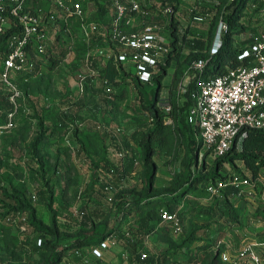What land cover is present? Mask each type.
<instances>
[{
	"label": "trees",
	"instance_id": "trees-1",
	"mask_svg": "<svg viewBox=\"0 0 264 264\" xmlns=\"http://www.w3.org/2000/svg\"><path fill=\"white\" fill-rule=\"evenodd\" d=\"M222 1L225 4L224 7L220 6ZM233 1L229 4L228 0H199L189 13L188 27L182 26L178 19V15L182 10L181 0H154L151 4L148 1L146 4L141 2L142 13L138 16H140L139 20L143 22L152 16H160V14H163V9L167 6L173 8V12L169 16L170 20L168 24L171 33L170 51L163 61L159 63L157 73L153 74L148 83L144 82V84H152L155 86L151 90V92H154V99L150 104L147 103L148 106H145L144 109L150 111V123L152 125L163 123L166 116L173 117L182 143L186 144L192 152V157L186 164L184 170H180V173L176 174L166 193L162 194L165 196L167 194L169 195L165 200L160 199L158 195L153 193V189H151L156 179L155 167L152 166V170H145L149 188L148 192L145 191L146 188L141 190L136 188L134 183L137 181V172L131 170L135 164H144L146 167H150L157 153V146L163 140L159 139V135L155 131L151 132L149 128L152 125L149 122H146V124H138L137 130L131 137V140L133 142L136 141L141 149L139 161L128 145L130 140L124 143L121 142L117 131L113 129L112 110H107L103 104H98L90 110L91 114L98 115L101 118L99 128L110 137V149H114L115 154L117 152V156L120 158H117V161L114 159L111 160L104 150L102 156L95 160V167H93V160L89 155V151L86 149L85 142L79 138L75 139V151L80 159L82 155H85L89 159L93 176L91 180L99 183L100 190L96 200H91L89 187H87L85 192H81L82 196H79L80 199L89 196L90 200L82 205L81 211L79 212L81 215L79 217L80 219L75 217L74 212L71 214L67 213V219H69L68 224H61L59 213L52 208V204L56 200L55 187L48 181H45L48 171L51 168H48L44 157L43 143L45 140L54 138L56 134L55 129L58 130L57 128L65 127L61 122L63 118L62 120L60 119L61 114L58 111L49 109L45 104L40 105V100H32V98L28 97L29 102L33 104L36 110L37 115L34 119L38 120L37 126L40 129L39 134L29 146L30 158L28 161L36 164V167L30 170L39 180H43L44 182L43 187L37 190V197L46 205L51 215L48 223L43 222L38 217L36 207L28 197L27 192L13 185H10V188L6 189L5 182L0 180V189L2 191V196L0 195V227L9 229L11 228V224L17 223V217L19 215L22 216L18 224H20L22 232L25 233V237L22 241H17V245L23 248V257L17 261V264H81L85 251L95 246H100L109 234L112 233L113 229H109L110 223L114 221L116 223L115 225L120 227L119 224L123 219L132 215L133 211L135 215L140 216L137 226L133 227V229L131 228V232L125 230L123 233L119 229V235L122 239L125 236L128 237V241L125 240L126 245L131 243V239L137 237V242L133 244L134 252L131 255L132 264H155L159 257H164V259L171 258L173 254H177V249L184 247L190 248L198 241H205V243L200 245L204 255L202 257L208 258L212 262L211 264H230L224 260V253L221 251L222 248H216L214 250L212 247L221 239V233L240 228L239 226L242 222L240 210L245 203L243 200H246L250 194L246 191V186L237 187L236 185H232L231 182H233L235 177H239L240 180H247L255 185L254 188L259 184V176L264 171V147H259L257 143L264 141V130L244 131L230 152L224 157L214 158L208 150L206 155L214 158L215 168L212 170L211 175L203 176L201 175V171L198 174L192 171L193 168L198 167L203 147L195 138L198 129L192 123H189L186 118L189 116L191 107L195 105L199 90V81L201 79L216 77L223 73L227 67L235 68L241 65H249L252 62L250 58L239 61L238 56L244 48L252 44L253 40L251 36L257 31H252L250 38L246 41H236L237 36L247 31V27L243 24L242 19L248 12V4L251 0ZM253 2L257 4L256 9L260 14L264 8V0H253ZM29 7L32 10L38 8L48 11L52 9V5L43 0H31ZM103 8H100V10H103ZM218 17H221L227 22L228 29L222 34V46L218 53L215 56H211V37ZM197 19L204 21V24L212 23L213 28L210 25L211 29L209 34L205 35L196 29L200 25L195 22L198 21ZM14 32V29H8L6 33L0 35V57L3 60L0 72H2L4 60L9 51V39ZM58 33L64 39L61 42L67 43L68 37L64 33L61 34L60 31ZM107 39L108 43L106 45L114 51H117L115 46L111 45L109 32ZM61 42L58 43V46L54 49L55 51L50 48L48 49L49 52L45 55L36 52L35 48L31 46L29 48V58L34 62V68L16 73L15 81L23 83L40 79L44 76L46 67L54 69L62 65L67 53H69V49L67 50L63 44H60ZM82 48L84 49V47H80L79 50ZM92 48L94 49V47ZM225 58L228 59L229 63L226 68L222 69L221 67ZM45 59H48L49 63L45 64ZM199 60L208 62L203 73L200 74L195 73L194 70V64ZM41 62L45 64V68L38 71L35 70L41 66ZM173 66L176 68L174 78L176 84L178 83L179 85L180 83L183 88L187 77L189 78V82L185 85L184 92L181 90L178 94L175 90H172L173 92L169 95L172 109L170 113L165 114V112L157 107L158 103L155 102L159 101L163 79L167 75L169 68ZM186 68L188 69L186 70ZM150 71L152 70L150 69ZM187 72L190 74H187ZM101 73L104 74L105 79L111 86L120 87L116 94H105L106 99L104 100L107 104H112V101L120 103L126 98V88L132 84L137 85L144 99L147 97V90L139 87V84H143V82L131 77L126 72L124 66L114 62L113 56L107 61ZM98 94L101 95L103 93L98 92ZM12 97H14V92L11 88L2 84L0 86V127L6 126L9 121V116L16 111V103L15 100H12ZM82 102L79 99L74 104L75 107L76 105L78 106L76 109V113L78 114L84 111V108L87 109L88 107ZM113 113L115 112L113 111ZM147 129L149 130L146 131ZM106 150L109 151V148H106ZM236 159H241L247 170H238L233 164ZM226 163H229L235 170L227 174H222L221 169ZM204 168H206V165H204ZM6 176L8 178L9 175ZM142 176H144V173ZM220 184H224L225 187H220ZM94 185H92V191L95 193ZM199 186H203V188H199ZM210 188H215L218 192L213 194L209 191ZM241 190L245 191L242 196H239ZM209 194L214 195L212 196L214 200L209 205H202V202H196L207 199ZM189 196L190 198H187ZM189 199H194L191 200L193 204H188ZM183 202H185V206L183 205L181 207ZM188 207L192 208L195 214L200 213L202 217L205 215L208 220V226L191 228L187 237L177 247L161 253L158 257L155 254L149 256L144 255L142 243L146 239L153 237L158 231V222L163 216V212L170 214L179 212L182 215ZM255 216L257 219L264 221V207L258 208ZM163 222L165 223L164 220ZM213 227H217V232L215 231L217 237L214 239L209 238L204 240L198 234L203 230L202 232H206L201 235L209 236L211 235V231L214 230ZM127 233L129 236H127ZM36 240L37 242L39 240V242L37 243ZM260 242L264 243V241ZM188 257V263L196 264L199 262V256L197 254ZM0 264L13 263L10 260L4 262L0 258Z\"/></svg>",
	"mask_w": 264,
	"mask_h": 264
},
{
	"label": "rangeland",
	"instance_id": "rangeland-1",
	"mask_svg": "<svg viewBox=\"0 0 264 264\" xmlns=\"http://www.w3.org/2000/svg\"><path fill=\"white\" fill-rule=\"evenodd\" d=\"M228 1L229 4L234 2L233 0ZM181 2L182 10L178 15V19L182 26L188 27L189 13L198 1L181 0ZM224 5L225 4L222 1L220 6L224 7ZM256 8L257 4H255L253 0L249 1L248 12L242 19L243 24L247 27V31L236 37L237 42L246 41L250 38V34L254 30L260 31L264 29V21ZM221 19V17L217 18L213 35L211 37V47L216 45L219 39V25ZM195 22L198 24L204 23L202 20ZM211 24L212 23L210 22V24L206 25L205 29L201 30L199 28L197 30L207 35L209 34L210 29L213 28V25ZM210 25L212 26L211 28ZM50 36L52 40H55V43L64 40L59 33L53 32L52 30ZM60 44H66L67 47V43L61 42ZM83 52L84 49H80V53L83 54ZM45 63H49V60L45 59ZM228 63V59L225 58L221 68H226ZM1 64H3V60L0 57V68L2 66ZM77 69H80L79 66H77ZM187 69L188 68H186V70ZM45 70L46 72L44 76L40 79L23 83L15 81V73L13 81L21 95L15 98L16 111L13 117V126L3 131L0 140V180L5 182L6 189H9L10 185H13L14 187L27 192L28 197L36 207L38 217L43 222L48 223L50 221L51 214L49 210L39 197H37V190L43 187L44 182L43 180H39L30 170L31 168H35L36 164L28 161L30 158L29 146L40 132V129L37 126L38 120L34 119L37 115L36 110L34 109L33 104L29 102L28 97L32 98V100L38 99L40 100V105L45 104L49 109L58 111L61 114L60 119L62 120L63 118V121L61 122L63 123V126H65L64 128H57L58 130L55 129L56 134L54 135V138L52 137L51 140L44 141L43 153L48 168H51L48 171L45 181H48L55 187L54 192L56 200H54L52 208L59 213L61 224H68L69 219H67V213L71 214L74 212L76 218L81 217L79 212L81 211V201L83 199L78 200V197L82 196L81 192L83 193L86 191L93 177L89 159H87L85 155H82L80 159L75 151V139L79 138L81 141L85 142L86 149L89 151V155L93 160V167H95V160L102 156L104 150L110 158L113 156V150L110 151V137L106 132L99 128V125L89 131L85 125L86 123L83 122L88 120V115L91 114V111L86 109L80 114L76 113L78 106L76 105L75 107L74 104L79 99L87 101L88 104L94 102L93 98L88 96L82 97L79 94L80 71L76 70L74 67L72 70V68H69L68 63H62V65L54 69L46 67ZM188 73L189 72H187V74ZM185 81L189 82L188 79H185ZM0 86H2L1 83ZM168 87L169 80L164 82V85L160 90L159 101L155 102L158 103L157 107L165 112V114L171 112H167L165 109L166 102L169 100L167 92ZM126 95L127 98H124L120 103L112 101V126L113 129L117 131L121 142L124 143L127 140H130L128 145L140 161L141 149L136 141L133 142L131 140V137L135 134L138 124H146V122H149V124L152 125V123H150L151 113L149 110L147 111L144 109L143 103L140 101L142 94L134 86L126 91ZM153 99L154 92L148 91L146 99L147 103L150 104ZM44 107L47 108L46 106ZM113 111L115 113H113ZM82 118L83 120H81ZM186 119L191 123L189 116ZM149 129H151V132L155 131V133L159 135V139L163 140L157 146V153L153 158V163L150 167H146L144 164H135L132 168L130 166V168L137 172V181L134 183L136 188L139 190L146 188L145 191L148 192L149 188L145 170H152V166L155 167L156 179L151 189H153V193L158 195L160 199L165 200L169 195L167 194L165 196L162 194L166 193L176 174L180 173V170H184L186 164L192 157V152L186 144L182 143L181 136L176 130V122L173 117L166 116L163 123L152 125ZM195 138L198 141L197 136ZM257 144L261 148L264 147V141H260ZM106 148H109V151L106 150ZM206 152V149L202 150L198 167L192 169L195 174H198L199 171H201V175L208 176L211 175L212 170L215 168L214 158L209 155L207 156ZM117 155L118 153L116 152V157L119 159L120 157ZM233 164L238 170H247L241 159H236ZM204 165H206V168H204ZM221 170L222 174H227L235 169L229 163H226ZM143 173L144 176H142ZM261 173L257 187H246V191H248V193L251 192L252 194L247 197L246 200H243L245 203L240 210L242 220L241 225L239 226L240 228L232 231L227 230L221 233V239L212 247L214 250L216 248H222L221 251L226 254V258L234 259L242 247L251 244H259L262 243L260 241H264L262 240L264 239V221L257 219L255 216L257 209L264 207V171ZM6 175H9L8 178ZM199 188H203V186H199ZM0 195L2 196L1 189ZM212 196L214 195L209 194L207 199L196 202H202V205H209L214 200V197ZM187 198H190V196ZM191 200H188V204H193V201ZM196 215L200 216L201 214L197 213ZM21 218L22 216L19 215L16 219L17 223L13 225L11 224V228L9 229L0 227V258L4 262L10 260L13 264H17V261L23 257V248L17 245L18 242L22 241L25 237V233L22 232L21 226L18 224L21 221ZM198 219H195L193 228L208 226V220L205 215ZM202 231L198 234L201 235L206 232ZM174 232L176 233L175 230ZM173 236L178 237L176 234ZM107 244L108 242L106 243V241L102 244V247L105 250L109 248ZM113 244L114 242L111 241L110 245ZM103 250L100 247L93 248V254L102 258V255L104 254ZM113 253L114 256H112V258L114 257L116 259L115 255H117V253H115V251ZM115 259L112 260L108 258L109 262L115 261Z\"/></svg>",
	"mask_w": 264,
	"mask_h": 264
},
{
	"label": "built area",
	"instance_id": "built-area-1",
	"mask_svg": "<svg viewBox=\"0 0 264 264\" xmlns=\"http://www.w3.org/2000/svg\"><path fill=\"white\" fill-rule=\"evenodd\" d=\"M43 1L50 3L53 10H32L29 7L31 0H0V35L8 29L15 30L9 39V51L4 60L3 71L0 72V83L9 86L14 92L13 101L21 95L13 81V72L34 68V62L29 58V48L32 46L36 52L47 54L51 30L57 25L64 26V33L71 37L75 36L78 28L84 40L90 41L92 33L98 30L97 18L101 20L102 7L112 8L114 11L113 27L109 31L111 45L117 49L113 50L114 62L124 66L131 77L148 83L153 74L157 73L159 63L170 51L159 45L162 29L154 24L146 22L139 30H123L124 25H132L137 20L136 17L141 15L139 0H98L97 9L91 11L95 15L93 19L85 8V0ZM148 2L151 4L154 0ZM172 12L173 8L167 6L162 13L170 16ZM260 16L264 21V8ZM227 29V22L221 19L219 39L211 49V56H215L221 48V35ZM251 38L252 44L239 53L238 60L250 58L252 62L235 68L227 67L216 77L201 79L195 105L189 111L191 123L198 129V142L214 158L226 156L244 131L264 130V29L257 31ZM71 51H74L73 45ZM207 63L205 60L195 62V73H203ZM81 86L83 89L84 86ZM184 87L181 88L183 92ZM165 109L167 112L172 109L169 100ZM13 117L14 114H11L8 124L0 127V140L3 131L13 126ZM231 183L237 187L255 186L239 177H235ZM220 187L225 185L220 184ZM209 191L213 194L218 192L215 188H210ZM244 191L241 190L239 196ZM162 217L165 222L172 224L176 233L182 232V221L177 213L163 212ZM224 260L230 264H264V243L246 245L238 251L236 258L224 257Z\"/></svg>",
	"mask_w": 264,
	"mask_h": 264
},
{
	"label": "crops",
	"instance_id": "crops-1",
	"mask_svg": "<svg viewBox=\"0 0 264 264\" xmlns=\"http://www.w3.org/2000/svg\"><path fill=\"white\" fill-rule=\"evenodd\" d=\"M139 1L146 4L148 0H139ZM98 2H99L98 0L97 1L85 0V4H84L85 8L89 11V14H91V16L89 17H91L92 19L95 17V15L91 11H94L97 9ZM103 10H104V14L101 16V20L99 19L97 20L98 25H99L98 30L92 33L90 41L84 40L78 28L75 30V36H72V37L64 33L65 27L62 25L55 26L53 29V32L60 31L61 34L64 33V35L68 37L67 47H66V44L64 46L65 48H67V50L69 49V53H67L66 58L63 63H68L69 68H72V70L74 67L76 70L80 71L79 72V78H80L79 79V94L82 97L88 96L94 99V102H91L89 104L87 101L82 102L83 104L88 106L87 109L89 110H92L98 104H103L105 109L112 110L113 109L112 105L107 104L104 100L106 99L105 94H108V93L116 94L118 92V89H120V87L111 86L105 79L104 74L101 73V70L105 67L107 61L110 60V58L113 56V49L111 47H108L106 44L108 43L107 42L108 32L113 27L112 23L114 19V11L112 8H106V7L103 8ZM103 10H101V13H103ZM136 18L137 20L133 22L132 25L130 26L124 25L123 30L126 32L139 30L145 22L154 24L155 26H158L162 29L160 38H159V45L162 46L163 48L170 49L169 46L171 42V36H170L171 33L168 27V21L170 20L169 16L160 14V16H155V17L152 16L148 18L147 21H144V22L139 20L140 16H137ZM207 24H210V22L205 23V24L204 23L200 24L197 26L196 29H199V28L201 30L205 29ZM221 38H222V35H221ZM54 41L55 40H52L50 37L49 49L52 48L53 51H55L54 50L55 46L57 47L58 45V43H55ZM72 45H73L74 51L70 52V48L72 47ZM80 47H84L83 54L80 53V50H79ZM92 47H94V49ZM45 64L41 62V66L37 67L35 70L38 71V70H41L42 68H45ZM77 66H79L80 69H77ZM175 72H176V68L174 66L169 68L167 75L163 79L162 85H164L165 81L169 80V87L167 88L168 95H170L171 92H173L172 90H175L176 93L178 94L182 90L181 84L179 83L178 85V83L176 84V82L174 81ZM15 73H20V72H13L12 74L13 78L15 76ZM187 79L189 80L188 77ZM81 84L84 86L83 89H82ZM187 84L188 82L185 81L184 85H187ZM132 86L138 89L137 85L133 84ZM132 86H128L126 90H129V88ZM139 87L141 89H146L148 92V91H151L152 88H154L155 86L152 84L143 83V84H139ZM98 92L99 93L101 92L103 94L100 95L98 94ZM126 98H127V95H126ZM146 99H144L143 97L140 98V101L143 103L144 108L145 106H147ZM84 110H86V108H84ZM83 122L86 123L85 125L87 126V128L89 127L88 129L90 131L91 129L99 125V123L101 122V118L98 115L95 116V115L89 114L88 120L83 121ZM111 150H113V154H112L113 156L111 158L110 157L108 158L111 160L114 159L115 161H117L115 150L110 149V151ZM96 182L91 180L90 184L88 185L89 187L88 189L90 190L89 193H91V200H94V199L96 200L98 198V192L100 190L99 188L100 185L99 183H96ZM92 185H94L95 193L94 191H92ZM89 198H90L89 196L86 198L84 197L83 200L81 201V205H83L86 201L90 200ZM78 200H80L79 197H78ZM183 205L185 206V202L182 203L181 207H183ZM191 209L192 208L188 207L187 209H185L186 211L184 210V213L182 215L179 212H176L180 216L181 221H182L183 228H182L181 233H175L172 225L169 222L164 223L161 217V219L158 222V231L155 233V235H153V237H151L150 239L149 238L146 239L142 243V246L144 247V252H143L144 255L149 256V255L155 254L158 257L160 256L161 253H165L167 252V250H171L172 248L177 247L181 243V241L187 237V235L191 231V228H193V224H195L194 223L195 219L202 217V216H197L195 214V211ZM189 210H191V212H189ZM139 217L140 216L135 215L133 211L132 215H129L128 217H126V219L125 218L123 219V221L119 224L120 227H118V225L116 226L115 225L116 223L112 221V223H110L109 229H113V231L103 241V242L106 241V243L108 242L107 245L109 248L105 250L102 247V244L100 246L94 247V248L100 247L102 250L104 249L103 250L104 254L102 255V258H99L93 254V251H92L93 248L87 249L84 253V257H83L81 264H88V263L89 264H132L131 255L134 252L133 244L137 242V237L131 239L130 241L131 243L126 245L125 240H127L128 237L125 236L126 238L124 237V239H122L119 235V229H121L123 233L125 232V230H129V232H131L133 227L137 226ZM213 229L214 230L211 231V235L209 236L200 235V237L204 240H207L209 238L211 239L216 238L217 236L215 234V231L217 232V227H213ZM174 234L178 235V237H174L173 236ZM127 236H129L128 233H127ZM111 241L114 242L113 245H110ZM202 243H205V241H202V242L198 241L197 243H195V245H192L190 248L184 247L181 249H177V254H173L171 258L164 259V257H159V259L156 260L155 264H191V263H188V260H189L188 256L193 255V254L195 255L197 254L199 256V262H197L196 264H211L212 262H210L208 258L202 257L204 256L203 251L200 248V245ZM114 251L115 253H117V255H115L116 259L114 257L112 258V256H114L113 255ZM225 255L226 254H224V257H226ZM200 257H202L203 259ZM108 258L112 260L115 259V261L109 262ZM200 259L202 260L200 261Z\"/></svg>",
	"mask_w": 264,
	"mask_h": 264
}]
</instances>
